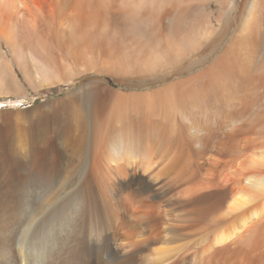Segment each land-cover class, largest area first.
<instances>
[{"label":"bare ground","instance_id":"bare-ground-1","mask_svg":"<svg viewBox=\"0 0 264 264\" xmlns=\"http://www.w3.org/2000/svg\"><path fill=\"white\" fill-rule=\"evenodd\" d=\"M60 1L62 2V0H0V39L4 41L9 47L10 52H12L14 56L15 62L18 63L22 73L27 78L26 80H28L31 85L35 87L47 84L51 85V83L55 82H65L69 80V78L71 77L70 75L73 71H77L79 68L81 70H87V68H90V64H93V60L91 56L89 57V55L86 54V51L82 45L84 40L81 38L91 26L93 27L94 23L99 21L98 17L103 16L105 12H107L106 10L109 11V8L112 7L110 6V0V4L107 3L105 0L70 1L69 8L65 12V14H67L68 16L66 18L58 17L57 24L59 25V28L61 29V32L64 36V40L62 41L61 45L63 46L67 55L70 56V59L72 60V66H69L68 64H66L67 62H64L65 64L63 66V70H61L60 72L57 71L56 68L55 70L50 64L41 63L36 57V55L39 54V52H37L38 45L40 46V44H38V40H26L27 38L33 37L36 34L38 28L37 22L40 20L44 5H47L49 7L51 12L54 14L53 17L55 18L57 16V14H55V11L57 10V5L60 4ZM164 1L167 3V0H120L119 6L122 7H120L122 12H120L121 14H119V16L123 15L124 13L125 15H127V12H133V10L136 9L132 8H135L137 5H153L157 2V6V4H161ZM225 1L228 2V7H226L227 10L225 14H229L233 7L234 0ZM259 3L258 0H250L245 11L242 27L240 29L243 31L244 34H242L241 32L242 35H240L239 39L237 37L238 41H234L238 44V46L235 47V43L232 41L234 43L233 46L229 48L228 52H226L229 53V59L227 58V56H224V58L222 57V60L225 62L218 63V65H221V68L223 69L226 68L234 72L238 71V73L240 71V75L242 71L243 75H246L248 77V81L254 85H252L253 87H255L256 83H259L260 81L254 84V82L259 78H256L254 74H251L252 72H250V66L247 65V62H245L246 56H249L246 46H252L255 43L252 42V44H250V40H252L251 38L255 37V34L253 33V35L252 32L258 25V22H260L259 20H257V18L259 17L260 19V16H262L264 19V10L262 7L264 5L261 4L262 6H260ZM131 5H134V7H132L130 10L128 8ZM200 6L201 5H196L194 7ZM194 9L195 10H191L194 12L197 11L196 8ZM150 10H152V7L150 8ZM191 10L186 13L188 14L187 16L193 14L191 13ZM120 18L118 17L117 20H119ZM123 19L125 20L126 18L123 17ZM123 19L122 21L125 23L129 22V25H131L130 22L133 23L134 21L128 20L126 22L127 19L125 21ZM254 32H256V30ZM252 58L254 59V57ZM110 63H112L110 59L104 56V58L98 60L97 69L106 70L108 68L107 66ZM113 63H115V61ZM218 68H220V66H217V69L215 68V70L218 71ZM221 68L220 70L222 72L223 69ZM217 71L215 72L214 80H212L214 82L216 81L217 76H219V78L220 76L221 78L226 77L227 73L225 74V72H228H224L223 70L222 74L226 75L223 76L221 73H219L220 71H218V73ZM230 71L228 72V75L232 73L233 75H231L234 76L235 73H230ZM12 73L13 72L11 69V64L0 50V91L4 84H8V79H12L15 82V78ZM65 74L69 75L70 77H65ZM212 74H214V72L209 74V76ZM211 79L213 78L210 77L209 80ZM220 79H218L219 81H216V83L223 81ZM259 80H262L264 82V74ZM214 82H211V84L213 83L214 85ZM263 84H257L255 89L259 92V90L263 88ZM208 85L209 84H207V86ZM236 87L238 86L236 85ZM5 88L8 90V88L10 87L7 88L5 86L4 89ZM105 91H102L99 87H94L88 92V97L86 96L88 101L86 102V108H88V116H86L88 122L91 123V126L87 127L85 125V128H91L90 130L92 132L89 133L88 137L91 136V134L93 136V131L95 127L92 129V126L96 122V118H98L97 113L101 112L102 109L100 108H103L102 105L109 100V98H106V93H103ZM260 93L262 94V92ZM135 99L137 102L136 97ZM135 99H133L132 101L134 102ZM118 101L124 104H127L128 102L129 104L132 103V101H126V99L123 97H118L114 102H116L118 105ZM238 109L241 111L240 107ZM238 109L233 108L232 110L227 112V114L225 113L226 115L223 114L224 117L219 116L221 118L223 117L220 120L218 118L219 127L231 130L233 128V125L238 122L237 119L241 116L240 115L237 118L234 114L236 111L238 112ZM184 117L182 119H184ZM84 118L86 117L84 116ZM84 118L82 119L84 120ZM15 119L16 118L10 116L9 119L6 120L10 122L4 123L15 124ZM101 119L105 120L103 118ZM113 121L114 119L112 120V122ZM71 122L74 121L71 120L69 106L63 105L61 107L53 109V111L51 112L42 111L38 114L33 115L30 120L26 121V125L23 124L25 123V120H23L21 124H23L24 126L22 125L23 127H21V132L19 130L14 131L13 129H11L12 125H10V127L8 128V124H6V128L8 129L5 128L2 130L0 128V264H136V254L142 249H144L145 251H149V255L152 254L151 262L150 260H143L144 262H146V264L147 262L148 264L149 262L150 264H180L179 260L185 257V251L188 249H192L188 247V242H180L181 244L178 243L179 245H177V242H174L171 244V246L168 244L160 245L159 243L161 241L159 239L158 232L153 235L151 234L148 237L140 238V234L137 233V230L135 228L137 227V221H139L138 219H140L138 218V216L144 215L140 213L137 209V207L139 206L138 204H140V200L139 197H137V193H139V183H141L138 181L139 177L137 178L136 173V157L138 156L137 150L139 151V149H137V146L139 145V141H137L138 138L137 136H135V134H133V131L130 130L131 126L129 125L131 124H128V127L125 129V127L123 126L124 124L121 126L116 125V122H113L115 130L111 131L112 134L108 135L109 133L106 131L108 129L107 127L106 129L104 128V130L106 131L104 134L105 137H103L104 139L101 137L104 140L103 142L100 141L104 144V151H100L101 149L92 150L91 147H93V145L89 143L90 147H88V152L86 153V156L84 157L83 161L78 158V162H76L75 160L74 162H71L73 158H70V156H68L69 154L66 155L68 156L66 161L62 160L64 156L63 152L59 149V145H62V147L64 148L66 146H71L69 148L71 150L69 151L72 153V156H74V154H80L77 152L85 149L84 144L86 143L85 142L84 144H82V136L83 134L85 135L86 132L88 133L89 130L88 129L86 132L83 133L82 128L80 129L82 130V134L79 133L77 135V133L75 132L77 130L75 127L77 125H71ZM194 123V131H198V133H200V131L204 129L201 128V126L203 127V125H200V123L196 124V122ZM3 124L1 126H3ZM80 124H82V122ZM80 124L79 127H81ZM85 124L88 125V123ZM113 124L110 125L111 128H113ZM19 125L20 124H18V126ZM191 127H193V125H191ZM219 127L217 129H219ZM77 132H80L79 129L77 130ZM190 132H187L188 136H183H187L186 138H188L190 135L196 133ZM214 132H216V130ZM158 133L159 134L157 137L160 138V132ZM195 135L196 134H194V137ZM196 136L198 137V135ZM203 136L204 135H201L202 139H204ZM82 145H84L83 149ZM107 147L111 149H107V151H109V153L111 152V154L113 152L114 155L108 154V152L106 151ZM239 149L240 145L238 143H234L232 146V150L238 151ZM66 151L68 150L64 149L65 153ZM166 151H168V149H166ZM200 155L198 156L200 157ZM257 155L258 156L256 157L262 158V160L264 161V150L262 148L259 150V153ZM57 156L60 158L58 162H56L55 159ZM192 156L194 155L192 154ZM161 158L163 159V157ZM172 158L175 159V157ZM120 159L122 162L120 161ZM143 159L146 160V162ZM143 159L142 160L144 162H140L138 165L141 167V169L143 168L144 170H149V163L147 162L149 160L145 158ZM174 159L171 160L170 163H166L167 165L172 164L170 167L171 170L175 173H173L175 175V178L173 177L174 179H171L170 182L168 181L169 184L171 183V186L173 185V183H184L186 182V180H188L189 176L195 175L189 173V171H186L189 170V167L187 168V166L185 165V168L184 166H181L183 164L180 165L179 157L176 158L178 159V161L175 159L176 161L172 163ZM63 161L64 165L62 164ZM79 161L82 162L79 163ZM187 161H189V159ZM111 162H115V164L113 165V163L111 164ZM191 163H193V161ZM169 169L170 168H168V170ZM191 169L192 168H190V170ZM63 170V180L60 185H58V182L56 180L58 175ZM197 171H199V169ZM166 173L169 174L168 171ZM159 175H157V177ZM170 175L168 177L169 179ZM197 175L199 174H196V176ZM151 176H149L151 177L149 179L153 180H147L143 178L144 180H142L141 184L143 188L141 189V191L146 193L152 192V197L161 199L158 201L159 203L158 205H156L157 207H153L155 209H153L152 212H150L149 214L152 217L154 215L159 216V225L162 224L163 228L166 226V224L172 226L173 223L171 224V222L173 221H171L170 223H167V221L169 222L170 218L173 219L174 217L177 218V216H179L177 212L178 210L174 206H172L174 202L181 203L182 208L185 206H193L194 210L193 208H190L194 212H196L195 210H197L196 214L198 216V211H201L203 215L211 213L210 215L214 216V219L212 218L213 221L217 219L212 223L210 229H208L207 232H205L201 237H199L198 240L195 239L196 241L192 242L194 243L195 249L193 247L194 250H192L188 257L186 254V257L184 258L185 260H188L189 264H264V235L262 236L260 235V233L258 235H260L261 238H257V234L255 235V232H251V229H253L255 223L262 220L264 216V172L260 174H250L244 176L243 179L239 181L233 188L230 187V184L226 188H214L210 192L202 193L204 190L201 192L200 190L194 189L195 192H191L190 188L193 189L192 186L189 188L190 191L185 192L181 189V194L176 195L177 192L175 193V195L174 193L173 195L168 194L169 197L167 198L166 195V199H163L166 191H163L162 188H154V186L156 185H154L155 183L153 184L152 181H156V175ZM168 182L167 185L163 187H167ZM31 187L32 190L30 189ZM198 187H200V185ZM197 191H199V194L197 193ZM169 201L172 202L171 206ZM150 206L152 207V205ZM144 207L143 209H145ZM186 211L188 212L187 209ZM180 216L177 221L182 218V216ZM215 217L218 218L215 219ZM176 218L174 222H176ZM98 220H100L101 225H104L102 227L103 229H105L106 233L104 236H101L102 233H99V231L97 230L98 228L96 229L95 222H98ZM181 220H183V222L180 221V224L185 223L184 219ZM176 223H179V221ZM176 223L175 225L179 226L180 229L181 226L177 225ZM127 227L128 229H130V231L126 229ZM259 227H261V229H259ZM112 229L113 231L109 232V230ZM166 229L168 230V227ZM166 229H163L164 232ZM257 231H263L262 233H264V223L258 226ZM168 232L170 231L168 230ZM163 242H165V240L161 243ZM240 243L244 245V248L239 246ZM128 249L131 251L127 252ZM242 249H244V252L241 251ZM257 251L259 252L256 253ZM114 255H117L116 258H119V260L122 259V256H126V258L120 261L116 259L117 261H115V258L113 257Z\"/></svg>","mask_w":264,"mask_h":264},{"label":"rangeland","instance_id":"rangeland-1","mask_svg":"<svg viewBox=\"0 0 264 264\" xmlns=\"http://www.w3.org/2000/svg\"><path fill=\"white\" fill-rule=\"evenodd\" d=\"M70 1L71 0H62V2L60 1V4L57 5V10L55 11V14H57L55 18L53 17L54 14L51 12L49 7L43 4L44 7L42 9L40 20L37 22L38 28L36 34L33 37H29L26 39L30 41L38 40V44H40V46L38 45L37 52H39V54H37L36 57L41 63L50 64L54 69L56 68L57 71L60 72L61 70H63V66L66 62V64L72 66V60L70 59V56L67 55L63 46L61 45L62 41L64 40V36L61 32V29L59 28V25L57 24L58 17L66 18L68 16L67 14H65V12L69 8ZM105 1L107 3L111 1L110 6L112 7L109 8V11L106 10L107 12H105L103 16H99V21L94 23L93 27L91 26L81 38L84 40H81L83 41V48L85 49L86 54L89 55V57L91 56L93 64H90V68H87V70H81L79 68L77 71H73L70 75L71 77L65 74V77H70L69 80L65 82H55L51 83V85H40L39 87L31 85V83L26 80L27 78L22 73L18 63L15 62L14 56L12 52H10L7 44L0 39V50L9 60L13 72L12 74L15 78V82L12 79H8V84H4V86H2V89H4L5 86L7 88L10 87L8 88V90L5 88L4 90L1 89L0 91L2 92L0 93V128L2 130L5 129L7 127L6 124L10 122L6 120L9 119L10 116H12L16 118L15 124H8V128L10 127V125H12L11 129H13L14 131H20L22 129L21 127L26 125V121L30 120L33 115L38 114L42 111L51 112L57 107L67 105L69 106L71 120L74 121L71 122V125L76 124L78 128L77 126L75 128L77 130L79 129L80 132H77V130L75 132L77 133V135L79 133L82 134V130L84 133L89 129L85 128V125L87 127L91 126V123L87 120L88 108H86V102H88V92L94 87H99L102 91L106 90L103 93H106V98H109V100L102 105L103 108H100L102 109L101 112L97 113L98 118H96L97 120L92 126V129L95 127L93 136L91 134V136L88 137L89 133H92L90 130L91 128L88 130V133L86 132L85 135L83 134L82 136L84 141H82V144L86 142L84 144L85 149H83L84 145H82V149L84 151L81 149L82 151L77 152L80 154H74V156H72V153L69 151L71 150L69 149L71 146H66L64 148L62 147V145H59V149L63 152L64 156L62 160L66 161L68 156H70V158H73L71 162H74V160L78 162V158L83 161L86 153L88 152V147H90L89 143L93 145V147H91L92 150L101 149L100 151H104L105 148L104 144L102 143L104 141L103 137H105L104 134L106 131L109 133L108 135H111V131L115 130L113 122H116V125L121 126L124 124L123 126L125 127V129L128 127V124H131L129 125L131 126L130 130L133 131V134H135V136H137V141H139L138 144L141 146L140 147L137 144V149H139V151L137 150L138 156L136 157V159L138 167L136 166V173L137 178L139 177L138 181L141 182L139 183V193H137V197H139L140 200V204H138L139 206L137 207V209L144 216H138V218L140 219H138L139 221H137V227H135L137 233L140 234V238H145L151 234L153 235L158 232L160 241L162 242L165 240V242L163 243L160 242V245L168 244L171 246V244L174 242H177V245H179L178 243L180 242H188V247L192 248L185 251L184 256L186 257L187 254L188 257L192 250L195 249L194 243L192 242H195V239L198 240L199 237L207 232V230L210 229L212 223L216 221V218L218 217H215L216 220L213 221L212 218L214 219V216L210 215L211 213L203 215L201 211H198L199 216L201 214V216L199 217L196 214L197 210H195L196 212L193 211V206H185L182 208L181 203L174 202L172 204L171 200L169 201L170 206L172 204V206H174L178 210V215H181L182 218L178 220L179 223H176L178 222L177 219H179V216H177V218L174 217L173 219L170 218L169 222L167 221V223L173 221L171 222V224H173L172 226L166 224L170 232H168V230L166 229L167 227L164 225V228L166 229L165 233L163 230V225H159V216L154 215L152 217L149 214L153 209L157 207L156 205H158V201L161 199L152 197V192L146 193L141 191V189L143 188V186H141L142 180H144L143 178L147 180H153L149 179L152 177L151 175H156L157 177V175L160 174L157 179H155L156 181H152V183H155L154 185H156L154 186V188H162L163 191H166L163 198L166 199V195L168 198L169 195H173V193L175 195V193L177 192L176 195H178L181 194L182 191L187 192L191 190L192 192L194 191V189L200 190L201 192L204 190L202 193H207L214 188H226L230 184V187L233 188L239 181L243 179L244 176L250 174H260L264 172V161L262 160V158L256 157L258 156L257 154L259 153V150L261 148L264 150V82L262 80H259L264 74V19L262 16H260V19L259 17L257 18V20L260 21L257 25L259 28L257 26L255 27L254 31L256 30V32H252V34H255H253L255 36L253 38L255 39L251 38L252 40H250V44H252V42L255 43L252 46L248 45L249 48L246 46L249 56H246L245 62H247V65L250 66L249 68L251 70L250 72H252L251 74H254L256 78H259L254 82V84L259 81L260 82L256 83V85L263 84V88L260 86L262 89H260L258 92V90L255 89L256 85L255 87H253L254 85L248 81V77L246 75H243L242 71L240 75V71L239 73L238 71H230L226 68L223 69L221 68V65H218V63L225 62L222 60L224 56H227V58L229 57V53L226 52L229 51V48L232 47L234 43L235 47L238 46V44L234 41H238L240 35L244 34L240 29L242 27L245 11L250 0H234L233 7L229 14H225L227 10L226 7H228V2L225 0H167V3L164 1L161 4H157V6L156 2L153 5H137L135 8H132L134 7V5H131L128 9L131 10L132 8L136 10H133V12L129 13L127 12V15H125V13L123 15H120L121 18L119 16V14H121L120 12H122L120 9L121 6H119L120 0H114V3L113 0ZM262 1L264 3V0H258L260 6L264 5ZM196 5L201 6L194 7ZM151 7L152 10H150ZM193 7L196 8L197 11H192L191 9L195 10ZM262 7L264 10V6ZM189 9L193 14L187 16L188 14L186 13L190 11ZM112 17L116 20H113ZM118 17L120 18L119 20H117ZM123 17L127 19H125L126 22L128 20L134 21L133 23L130 22L131 25H129V22L125 23L122 21ZM235 36L236 39L238 37L237 40L235 39ZM104 56L106 58L108 57V59H110L112 63L107 66L108 68L106 70L104 69L105 71L98 70V60L104 58ZM252 57H254V59ZM247 59H250L249 62ZM114 61L115 63H113ZM217 66H220V68L223 69L224 72L230 71V73L233 72L235 73V75L232 76V73V75L230 73V75H228V72H225V74L227 73V76L224 74L226 76L223 77L224 79L221 78V76V79L219 78V76H217L216 78V81H219L218 79L223 81L216 83V81L214 82L212 80H214L215 78L214 75L217 71L215 70V68L217 69ZM220 68H218V71H220L219 73L222 74L223 70L221 72ZM209 71L211 73L214 72V74H212L213 76H209V74H211ZM210 77L213 79L209 80ZM208 81L214 82L215 84L213 85V83L211 84V82L209 83ZM207 84L209 85L207 86ZM236 85L238 87H236ZM260 92H262V94ZM118 97H123L126 99V101H132L136 97L137 102L135 99V103L132 101L131 105L129 104V102L127 104H124L118 101L117 105V103L114 101ZM128 104L131 106H129ZM239 107L241 111L238 109ZM233 108L238 109V112L236 111L234 113L237 118L241 115L239 117L240 119H237L238 122L235 123L236 125L234 124L235 127L233 125L234 129H232L234 131L232 129L230 130L220 128L218 123L219 120L222 119L224 115H226L227 112H229ZM83 115L86 118H84ZM219 116L223 117L221 118ZM183 117L184 119H182ZM82 118H84L85 121ZM101 118L105 120H102ZM113 119L114 121L112 122ZM23 120H25V123H23L24 125L21 124ZM132 120H134L135 122L137 121V124ZM81 122L82 124H80ZM194 122H196V124L200 123V125H203V127L201 126V128L204 129H202L200 133H198V131H194ZM3 123L5 124V127ZM85 123H88V125ZM110 123L113 124L112 126L114 129L110 127ZM2 124L3 126H1ZM18 124L20 125L18 126ZM79 124L81 127H79ZM215 124L218 126H216ZM191 125H193V127H191ZM186 126L187 128L190 126L189 128H192L193 130H190L189 128L187 129ZM107 127L109 130H111L109 131L107 129L105 131L104 128L106 129ZM218 127L219 129H217ZM183 128L186 130V133ZM215 130L216 132H214ZM188 131H191L192 133L196 132L194 134L198 135V137L196 135L194 137V134L190 135L188 133L190 135L189 137H193H191L193 140L189 137L186 138L188 136ZM158 132H160V138L157 137L159 134ZM205 132H207L208 134ZM201 135H204V139H202ZM161 138L163 141L161 140ZM234 143H238L240 145V149L238 150L239 152L232 150V146ZM63 148L68 151H66L65 153ZM107 149L111 150L107 147L106 151ZM166 149H168V151H166ZM197 150L200 152H198ZM107 152L108 154H111V152ZM67 154L69 155L66 156ZM192 154L194 156H192ZM111 155H114L113 152ZM198 155H200V157ZM58 156L55 158L56 162H58L60 159V156ZM171 156L175 157V159L179 157L180 165L183 164L181 166H184L185 168L186 166L187 168L189 167V170L186 171H189V173L195 175L189 174L191 176L188 177V180H186V182H172L174 186H171V183L169 184V182L171 181V179L175 178V173L171 170L170 166L172 164H166L170 163V161L174 159ZM142 157L148 159L150 162L153 160L151 163L147 161L149 163V170H144L143 168L142 170L138 165L140 162H146V160H144ZM161 157H163V159ZM187 158L189 159V161H187ZM175 159L174 161H172V163L176 160L178 161V159ZM64 161L62 163L63 165ZM82 161H79V163H81ZM192 161L193 163H191ZM112 163L113 162H111V164ZM114 164L115 162L113 163V165ZM164 165H167L168 168H170L169 170L171 172L168 170L167 166ZM190 168L192 169L190 170ZM197 168L199 169V171H197ZM167 171L169 172V174L166 173ZM63 173L64 170L57 177L56 181L58 182V185H60L63 180ZM196 174L199 175L196 176ZM169 175L170 179L168 178ZM167 182L168 186L163 187L167 185ZM175 184L180 185H177L176 187ZM199 185L200 187H198ZM190 187H192L193 189H191ZM30 189L32 190V187ZM197 193L199 194V191H197ZM150 205H152V207ZM142 206L145 209H143ZM190 207L193 208V210H191ZM147 209L151 210L149 211ZM186 209L188 210V212L186 211ZM175 218L176 222H174ZM181 219H184V222L186 224H180V221L183 222V220ZM175 223L181 226L180 229L179 226L175 225ZM262 223H264V216L262 220L256 222L253 229H251V232H255V235L257 234V238H261L260 235H264V233H262L263 231H257L258 226ZM95 224L96 229L98 228L97 230L99 231V233L103 234H101V236H104L106 234L105 229L102 228L104 225H101L100 220H98V222H95ZM126 229H128V227ZM259 229H261V227H259ZM128 230L130 231V229ZM112 231L113 229L109 230V232ZM239 246L244 248V245L241 243ZM143 250L144 249H142L140 252L138 251L139 253L137 252V260H135L137 261L136 264H146V262H144L145 260H150L151 262L152 254L149 255V251L145 250L143 254ZM129 251L131 250L128 249L127 252ZM241 251L244 252V249H242ZM258 252L259 251H257L256 253ZM116 256H113L115 259L112 257L115 261L119 260V258H116ZM124 258H126V256H122V259ZM184 258L179 260V263L189 264L188 260H185ZM183 260L186 262H184Z\"/></svg>","mask_w":264,"mask_h":264},{"label":"crops","instance_id":"crops-1","mask_svg":"<svg viewBox=\"0 0 264 264\" xmlns=\"http://www.w3.org/2000/svg\"><path fill=\"white\" fill-rule=\"evenodd\" d=\"M9 61V60H8ZM10 63V62H9Z\"/></svg>","mask_w":264,"mask_h":264}]
</instances>
